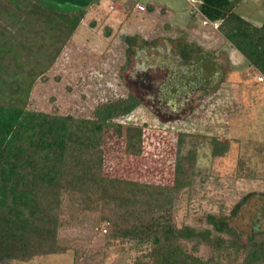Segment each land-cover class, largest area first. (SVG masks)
Instances as JSON below:
<instances>
[{"label": "rangeland", "instance_id": "rangeland-1", "mask_svg": "<svg viewBox=\"0 0 264 264\" xmlns=\"http://www.w3.org/2000/svg\"><path fill=\"white\" fill-rule=\"evenodd\" d=\"M201 3L92 0L84 5L79 26L35 79L26 107L68 116L70 166L100 176L101 191L89 206L79 195L63 193L57 228L63 253L9 264H135L148 250L131 235L136 183H172L181 131L193 135L198 174L175 201L173 220L208 227L207 213L228 214L252 192L229 222L242 239L264 230V81L219 32V20L203 13ZM228 8L253 24L264 20V0H229ZM5 19L0 27L14 31ZM46 27L37 47L48 41ZM34 32L26 26L17 36L29 41L25 36ZM126 36H133L131 51ZM186 43L195 48L189 59L179 52ZM197 74L206 81L203 90L196 86ZM131 93L140 100L131 112L104 123L95 120V107ZM212 136L229 140L224 155H211ZM183 245L189 249L191 243ZM197 253L206 259L212 249L201 243Z\"/></svg>", "mask_w": 264, "mask_h": 264}, {"label": "trees", "instance_id": "trees-1", "mask_svg": "<svg viewBox=\"0 0 264 264\" xmlns=\"http://www.w3.org/2000/svg\"><path fill=\"white\" fill-rule=\"evenodd\" d=\"M28 2L0 0V23L7 18L8 26L15 29L0 27V264L63 253L65 247L57 243L63 193L79 195L89 206L102 186L100 176L70 166L71 159L66 153L71 141L68 116L26 107L35 79L74 34L87 6L69 9L50 0ZM201 2L203 13L210 20H219V32L264 77V20L259 25L253 24L235 9H229V0ZM226 8L229 10L224 13ZM44 25L48 41L37 47L36 40ZM26 26L35 31L32 37L25 36L29 41L17 36ZM125 38L127 50L131 51L133 36ZM179 52L182 58L189 59L195 48L186 43L179 45ZM34 54L36 58L28 59ZM139 103L133 93L121 96L95 107L93 117L104 123L128 114ZM192 136L177 133L171 184L136 183L131 235L137 245L147 244L148 250L137 257L135 264H264V230H254L242 239L229 222L252 192L243 195L228 214L222 210L207 213L208 227L178 225L173 220L175 201L185 188H192L198 174ZM210 146L212 156H222L229 149V140L212 136ZM184 241L191 243L189 249L183 245ZM201 243L212 249L206 259L197 253Z\"/></svg>", "mask_w": 264, "mask_h": 264}, {"label": "crops", "instance_id": "crops-1", "mask_svg": "<svg viewBox=\"0 0 264 264\" xmlns=\"http://www.w3.org/2000/svg\"><path fill=\"white\" fill-rule=\"evenodd\" d=\"M50 1H55L58 4H62V5H64V4H73L75 6H77V5L83 6V5H87L92 0H50ZM117 1H119V0H117Z\"/></svg>", "mask_w": 264, "mask_h": 264}, {"label": "flooded vegetation", "instance_id": "flooded-vegetation-1", "mask_svg": "<svg viewBox=\"0 0 264 264\" xmlns=\"http://www.w3.org/2000/svg\"><path fill=\"white\" fill-rule=\"evenodd\" d=\"M197 77L199 78L200 81L197 83L196 86H198L200 90L205 89L204 86H205V84H206V81H205V79L202 77V74H197ZM188 88H192V86L190 85V86H188Z\"/></svg>", "mask_w": 264, "mask_h": 264}, {"label": "built area", "instance_id": "built-area-1", "mask_svg": "<svg viewBox=\"0 0 264 264\" xmlns=\"http://www.w3.org/2000/svg\"><path fill=\"white\" fill-rule=\"evenodd\" d=\"M136 6H137V8H138L139 10H144V9H145L144 5H142V4H137ZM263 78H264V77L261 76V75L258 77L259 80H263Z\"/></svg>", "mask_w": 264, "mask_h": 264}]
</instances>
